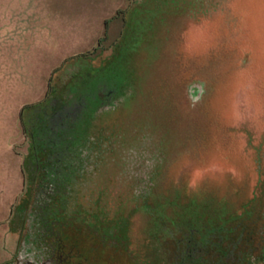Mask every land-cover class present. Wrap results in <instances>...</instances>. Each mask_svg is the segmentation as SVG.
<instances>
[{
  "label": "rangeland",
  "instance_id": "obj_1",
  "mask_svg": "<svg viewBox=\"0 0 264 264\" xmlns=\"http://www.w3.org/2000/svg\"><path fill=\"white\" fill-rule=\"evenodd\" d=\"M108 65L88 161L46 195L32 132L83 120L64 101ZM192 228L264 264V0H0V264L36 238L66 264H182Z\"/></svg>",
  "mask_w": 264,
  "mask_h": 264
},
{
  "label": "trees",
  "instance_id": "obj_2",
  "mask_svg": "<svg viewBox=\"0 0 264 264\" xmlns=\"http://www.w3.org/2000/svg\"><path fill=\"white\" fill-rule=\"evenodd\" d=\"M108 22L109 19H106V30ZM103 68L102 71L98 69V71L95 70L89 73L80 83H75L70 88V97L64 101V103L71 100L79 101L82 105L83 120L78 119L71 122L67 121L68 119L66 118L62 122L56 123L53 121V116L51 117V114L47 112L39 119L32 132L34 144L43 165L40 179L42 186L47 188L46 195L59 193L64 196L68 194V185L76 179L83 164L88 161L86 151H89V148H93L94 141L92 140L95 134L89 137L86 135V130L90 124L88 119L94 116L103 102V97H97L94 92V82L98 77L102 76L103 72L109 76L111 74L113 79L119 77L113 65ZM48 94H50V91L47 92L46 100L36 104L42 105L51 102L53 97ZM28 106H24L20 112L22 121L23 111ZM47 208L48 206L43 208V210H47Z\"/></svg>",
  "mask_w": 264,
  "mask_h": 264
},
{
  "label": "flooded vegetation",
  "instance_id": "obj_3",
  "mask_svg": "<svg viewBox=\"0 0 264 264\" xmlns=\"http://www.w3.org/2000/svg\"><path fill=\"white\" fill-rule=\"evenodd\" d=\"M37 213L39 214L41 211L38 210ZM209 235V232H199L198 228L191 229L188 236L187 248L183 252V258L181 259L182 264H258L257 258L248 259L244 263L245 254L239 243L229 242L230 239L224 236L219 241L211 242ZM35 240L34 248L29 252L32 257L28 259L19 258L15 264H66V257L59 254L56 255V246L40 243L38 238ZM212 247L219 250L220 258L215 262H211L207 258ZM24 255L27 256L29 254L24 253Z\"/></svg>",
  "mask_w": 264,
  "mask_h": 264
},
{
  "label": "water",
  "instance_id": "obj_4",
  "mask_svg": "<svg viewBox=\"0 0 264 264\" xmlns=\"http://www.w3.org/2000/svg\"><path fill=\"white\" fill-rule=\"evenodd\" d=\"M23 162H24V160H23Z\"/></svg>",
  "mask_w": 264,
  "mask_h": 264
}]
</instances>
